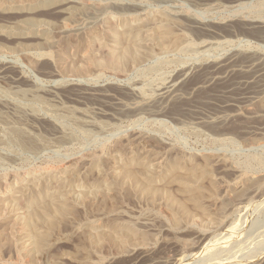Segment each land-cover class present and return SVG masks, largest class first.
<instances>
[{
    "label": "rangeland",
    "instance_id": "374dc122",
    "mask_svg": "<svg viewBox=\"0 0 264 264\" xmlns=\"http://www.w3.org/2000/svg\"><path fill=\"white\" fill-rule=\"evenodd\" d=\"M60 1L85 12L59 26ZM158 15L171 19L179 45L125 57L129 28ZM26 16L41 25L24 27ZM92 30L100 39L90 40ZM110 56L119 65H107ZM0 102V264H264V0H0ZM207 155L205 212L166 167L185 158L204 165ZM131 156L162 160L153 168L161 195L151 200L141 183L126 181L117 202L81 197L102 178L112 182ZM63 181L73 187L76 212L36 251L23 222L47 200L40 190L57 191ZM168 199L187 209L179 223ZM109 215L146 235L126 248L104 241L95 250L89 226L101 227Z\"/></svg>",
    "mask_w": 264,
    "mask_h": 264
},
{
    "label": "bare ground",
    "instance_id": "6f19581e",
    "mask_svg": "<svg viewBox=\"0 0 264 264\" xmlns=\"http://www.w3.org/2000/svg\"><path fill=\"white\" fill-rule=\"evenodd\" d=\"M72 1H68V2H64V1H60L59 3V5H58V7H57V9H56V11H58V12H61L62 13V15H65L64 17H63V19H62V21H61V23H60V25L59 26H62V27H67V25L69 26V24L71 23V22H73L72 20L74 19V20H76V18L74 17V16H76L77 17V14H79V13H82V12H85L84 10L82 11L81 9H79L78 8V6H77V3H71ZM84 7V6H83ZM88 7H90V6H88ZM82 8V7H81ZM100 8V7H99ZM102 9H103V6L101 7ZM96 9V8H95ZM98 9V8H97ZM86 10V9H85ZM89 10V9H88ZM87 10V11H88ZM103 10H105V9H103ZM103 10L101 11V9H100V13L101 12H103ZM98 14V13H97ZM74 17L72 20H70V18L71 17ZM135 18V17H134ZM138 19V18H137ZM140 20V19H139ZM142 21H143V19H142ZM145 21V20H144ZM146 22V21H145ZM21 23L24 25V27H26V28H28V29H30V28H32V27H35V26H38V25H41V23H42V19L41 18H38V17H36V16H26V18L25 19H23V20H21ZM141 24V23H140ZM172 24V21H171V19H169L168 17H166L165 15H163V16H160V15H158V17H156V18H154V19H152L151 21H149V22H146V24L143 26V24H141V25H137V26H135V27H130L129 28V30H128V32H131V34H132V37H130V38H128V41L129 42H127V43H129L130 45L127 47V49L125 50V52H124V56L125 57H130V58H138V57H140L141 55L142 56H144V55H147V54H149L150 53V46L149 45H152V46H156V47H159V48H162V49H167V48H170V47H173V46H176V45H179V43L181 42V40L183 39V37H181V36H178V35H176L175 36V33H173L174 31V29L172 28V26L173 25H171ZM148 25H151L150 26V28H147V26ZM127 27H129V26H127ZM33 29V28H32ZM101 29V28H100ZM104 29V28H103ZM173 29V30H172ZM97 31V30H96ZM91 32V31H90ZM105 32H107L108 33V35H110V36H114V30H113V28H108L107 29V31H105ZM104 32V33H105ZM133 32L135 33V34H133ZM140 32L141 33H143V38H142V40H143V42H144V45H145V49H143V51L141 50V46H139V40L138 39H136V37H137V35H139L140 34ZM99 33V31L98 32H95L94 30H92V32L90 33V40L91 41H94V40H96L97 38H99L100 37V34H98ZM123 33V32H122ZM127 34V33H126ZM128 34H130V33H128ZM130 34V35H131ZM128 37V36H127ZM44 38H45V42L46 43H48V44H50L49 43V38L47 37V36H45L44 35ZM100 39V38H99ZM107 40V39H106ZM100 42V41H99ZM89 43V42H88ZM87 47V46H86ZM153 49V48H152ZM159 50V49H158ZM151 56V55H150ZM106 64L107 65H112V66H115V65H119V62L117 61V58H115V57H112V56H110V58H108L107 59V62H106ZM259 73V70H256V71H254L253 72V74H252V76L251 77H255L257 74ZM250 81H245L244 83L245 84H247V83H249ZM170 87H171V85L170 86H168L167 87V89L165 90V91H163L162 92V94H164V93H166L167 92V90H169L170 89ZM246 94V93H245ZM243 95L242 96V98H247V95ZM37 98V97H36ZM34 101V100H33ZM0 104L1 105H3V106H6L4 103H2V102H0ZM19 138H22L21 137V135H20V137ZM25 139H26V137H25ZM139 139V138H138ZM28 140V139H27ZM129 140H131V139H129ZM152 140V139H151ZM17 141H19V140H17ZM21 141V140H20ZM24 141V140H23ZM146 141V140H145ZM153 141V140H152ZM22 142V141H21ZM25 142H28V141H26L25 140ZM25 142H24V144H25ZM155 142V144H156V141H154ZM30 143V142H29ZM32 143V142H31ZM126 143V142H125ZM150 143H151V141H150ZM118 143H116V145H117ZM120 144V143H119ZM160 144V143H159ZM27 145H28V143H27ZM124 145V144H123ZM128 145V144H127ZM126 146V145H125ZM130 146V145H129ZM148 146V145H147ZM158 146V145H157ZM156 146V147H157ZM29 147H31V146H29ZM115 148V147H114ZM123 148V146L120 144L118 147H116V149H118V150H121ZM115 149V150H116ZM125 149H127V147L125 148ZM113 151V150H112ZM154 152V151H153ZM132 153V152H131ZM158 154V153H157ZM118 154L116 153L115 155H113V156H111V161H113V162H115V160H117L119 157L117 156ZM124 155H126V154H124ZM148 156H150V153H149V155ZM153 156V155H152ZM110 158V157H109ZM125 158V157H124ZM123 158V159H124ZM205 158H206V160H205V163H204V165L202 164V165H199L198 163H192V161L190 162V160L188 161V159L189 158H185V159H174V160H172L170 163H168L167 164V167L166 168H168L167 170H173V179H176V180H178L177 182H178V185H179V188H180V190L182 191V193H183V195H185V197H187L193 204H195V206H197V208H199L201 211H207V210H205L204 209V205H203V203H202V201H203V198H204V193H205V188H203V187H201V180H202V177H208L209 178V176H210V172H211V170H210V165H209V163L211 162V157L210 156H205ZM95 159V160H94ZM94 159H92V160H94V162L97 160V159H99V158H95L94 157ZM187 159V160H186ZM110 160H108V162H109ZM161 161L162 160H156V159H152L151 158V160H148V162H146V161H142L141 159H139L138 157H129L128 159H126L125 160V163L122 165V167H121V171H120V173L121 174H119L117 171H118V169L117 168H112L113 170H114V172L113 173H118L119 174V176L120 177H118L117 178V176H118V174H116L115 176L116 177H112L111 175H110V173H108L109 174V176L110 177H112L113 178V180H112V182L110 181V179H109V181L110 182H107L106 181V179H104V178H102L101 179V182L99 181L97 184H94V186H93V190H92V192H91V189H84L83 188V191H82V195H81V197H83V199L85 200V198L88 196V194L90 195V197H94L95 195V197H97V195H99V197L101 198V203H100V205H104L103 203L107 200V199H110V201H113V202H117L118 201V199L120 198V196H122V191H123V188H125L126 189V187H125V185H124V183L126 182V181H128V182H126V184L128 183L129 184V182H130V185H132V187H135L136 186V184L137 183H141L142 185H143V183H146L144 186H142L141 185V187H139V189L140 188H142L141 189V192L143 191L146 195H147V197H149V198H151V200L153 199V198H156L158 195H161V191H159V189H161V188H159L158 190H157V188H155V183H154V179H156L155 178V175H156V172L153 170V168H154V166L155 165H162V163H161ZM97 162V161H96ZM100 162H101V160H100ZM100 162H98V165H97V163L95 164L96 166H99L100 167V165H99V163ZM112 163V162H111ZM163 163H164V161H163ZM95 165H93L92 167L94 168V166ZM159 165V166H160ZM103 166V165H102ZM153 166V167H152ZM73 167V166H72ZM116 167V166H115ZM74 168V167H73ZM123 168V169H122ZM55 169V168H54ZM67 169H69V168H67ZM87 169H89V168H87ZM75 170V169H74ZM101 169L99 168V171H100ZM103 171H105V170H103ZM102 171V172H103ZM106 172V171H105ZM165 173V172H164ZM72 174H73V171H72ZM57 177V176H56ZM105 177H106V174H105ZM52 178V177H51ZM88 178V177H87ZM58 179V178H57ZM60 180V179H59ZM175 180V181H176ZM211 180V179H210ZM66 181V180H65ZM173 181V180H172ZM247 181V180H246ZM170 182V181H169ZM203 182V181H202ZM214 182V181H213ZM248 182V181H247ZM246 182V183H247ZM57 183V182H56ZM154 183V184H153ZM215 183V182H214ZM255 183H257V180L255 181ZM254 183V184H255ZM59 184V183H58ZM251 184V183H250ZM249 183H248V185H250ZM8 185V184H7ZM60 186H61V188L62 189H57V191H51L50 190V188H49V190H48V186L47 187H44L43 188V190L41 191L40 190V192L37 194V195H40V193H41V195H44V194H46V193H48L49 192V195H47L48 196V198H47V200L46 201H41V202H43V203H37V206H36V208H35V210L32 212V213H30L29 214V216H28V218H27V220H26V222H23L22 224L24 225H22L24 228L27 226L28 228H29V230H31V232L33 233V237H34V249L36 250V251H39V252H41V250L44 248V246L46 245V243L48 244V239H50L49 238V236L51 235L52 236V234L51 233H53L52 231H53V229L54 230H58L59 229V227L61 226V229H62V225H64V224H62L61 223V221L63 220V219H67L68 218V216L70 215L71 217H72V215L76 212L75 211V204H76V202H75V199H72L73 197H72V193H73V191L70 189V188H68L67 186L65 187V184H64V181L63 182H60V184H59ZM58 185V186H59ZM67 185V184H66ZM138 185V184H137ZM214 184L213 183H211V186L210 187H212ZM243 185V184H242ZM248 185H247V188H248ZM252 185V184H251ZM50 186V185H49ZM92 186V185H91ZM129 186V185H128ZM139 186H140V184H139ZM170 186V185H169ZM203 186V185H202ZM254 186H256V185H254ZM65 187V188H64ZM138 187V186H137ZM209 187V188H210ZM243 187V186H242ZM250 187V186H249ZM252 187V186H251ZM57 188H60V187H57ZM86 188V187H85ZM246 188V187H245ZM244 188V189H245ZM256 188V187H255ZM254 188V189H255ZM1 189V188H0ZM128 189H130V187H128ZM127 189V190H128ZM133 189V188H132ZM212 189V188H211ZM210 189V190H211ZM215 188H213V190H214ZM242 189V188H241ZM243 189V190H244ZM134 190H135V188H134ZM168 190V189H167ZM209 190V189H208ZM246 190V189H245ZM244 190V191H245ZM93 191L95 192H100L101 193V195L100 194H96V193H94L93 194ZM241 191V190H240ZM79 192V191H78ZM90 192L92 193V196H91V194H90ZM139 192H140V190H139ZM142 192V193H143ZM166 192V191H165ZM165 192H162L163 194H165ZM124 193V192H123ZM127 193V192H126ZM136 193V192H135ZM141 193V194H142ZM143 193V194H144ZM75 194V193H74ZM125 194V193H124ZM130 194H131V191H130ZM169 194V193H168ZM235 194V193H234ZM238 194H240V193H238ZM7 195V194H6ZM94 195V196H93ZM167 195V194H166ZM165 195V196H166ZM46 195L44 196L45 198L47 197ZM174 196V195H173ZM85 197V198H84ZM169 196L167 195V198H168ZM178 197V196H177ZM208 197V196H207ZM213 197V196H212ZM224 197H225V195H224ZM233 197V196H232ZM236 197V196H235ZM9 198V197H8ZM88 198V197H87ZM99 198V199H100ZM172 197H170V199H171ZM229 198V197H228ZM231 198V197H230ZM229 198V199H230ZM32 199V198H31ZM76 199H78V198H76ZM97 199H98V197H97ZM121 199V198H120ZM170 199H168V200H170ZM174 199V198H173ZM176 199V198H175ZM174 199V200H175ZM26 200V199H25ZM41 200V199H40ZM95 200V199H94ZM149 200V199H148ZM150 200V201H151ZM157 200V199H156ZM183 200V199H182ZM228 200V199H227ZM79 201V200H78ZM129 201V200H128ZM6 202V201H5ZM10 202V201H9ZM24 202H26V201H24ZM91 202V201H90ZM94 202V201H93ZM144 202V201H143ZM166 202L168 203L169 201H167L166 200ZM204 202H205V200H204ZM224 202V201H223ZM8 203V202H7ZM16 203V202H15ZM20 203V202H19ZM106 203V202H105ZM120 203V202H119ZM118 203V204H119ZM128 203V202H127ZM148 203V202H147ZM176 203H178V202H175V201H173V200H170V202L168 203V204H166V206H168L169 208H172V213H170L171 214V218H172V220H173V222L175 223V222H177V223H179L178 221H180L181 220V215L183 216V214H185L186 213V211L185 210H187V209H185V205H184V203L183 204H181V202H180V204H179V206L176 208V207H174V205H176ZM187 203V202H186ZM78 204V203H77ZM126 204V203H125ZM177 204V205H178ZM2 205V204H1ZM121 205V204H120ZM160 205H161V203H160ZM165 205V204H164ZM223 205V204H222ZM13 206V205H12ZM83 206V205H82ZM105 206H106V204H105ZM111 206H112V204H111ZM171 206V207H170ZM187 206V205H186ZM1 207V206H0ZM3 207V206H2ZM1 207V208H2ZM35 207V206H34ZM103 207V206H102ZM167 207V208H168ZM175 209H174V208ZM15 208V207H14ZM25 208V207H24ZM23 208V209H24ZM78 208V207H77ZM76 208V209H77ZM98 208V207H97ZM101 208V207H100ZM113 208V207H112ZM111 208V209H112ZM8 209V208H7ZM84 209V208H83ZM108 209H110V208H108ZM114 209L115 208H113V211H114ZM126 209V208H125ZM163 209V208H162ZM1 210V209H0ZM3 210V209H2ZM20 210V209H19ZM80 210V209H79ZM94 210V209H93ZM105 210V209H104ZM4 211V210H3ZM3 211H1V212H3ZM15 211V210H14ZM110 211V210H109ZM154 211H155V209H154ZM164 211H166V210H164ZM168 211V210H167ZM166 211V212H167ZM209 211V210H208ZM211 211V210H210ZM26 212V211H25ZM93 212V211H92ZM115 212V211H114ZM144 212V211H143ZM158 212V211H157ZM77 213H79V212H77ZM115 213H118V211L117 212H115ZM6 214V213H5ZM20 214V213H19ZM103 215L105 214V215H107L108 213L106 212V213H102ZM145 214V213H144ZM187 214H189V213H187ZM77 215V214H76ZM110 215H111V213H110ZM109 215V216H110ZM206 215V214H205ZM209 215V214H208ZM7 216V215H6ZM97 216V215H96ZM100 216V215H99ZM108 216V217H109ZM186 216V215H185ZM188 216V215H187ZM193 216V215H192ZM213 216V215H212ZM27 217V216H26ZM74 217H75V215H74ZM106 217V216H105ZM104 216H103V219L105 218ZM144 217V216H143ZM84 218H86V217H84ZM122 217L120 216H117V217H109V218H105L106 219V222L103 224V225H101V227L99 226H95L94 225V223H91V226H89V228H90V230H88V232H87V237L89 238L88 240H89V242H93L94 243V247H95V244H97V243H100V242H104V241H106V243L108 242V243H110L111 245H115L116 247H119L118 249H120V248H126V246H127V244L128 243H130L131 241L133 242V240H134V243L135 242H137V241H135V239L134 238H137L136 236L138 235H143V234H145V232L143 233V232H141L139 229H137V227H136V225H134L133 223H131V222H129V220L128 221H126V220H122L121 219ZM128 218V217H127ZM185 218H187V217H185ZM5 219V218H4ZM25 219V218H24ZM124 219V218H123ZM136 219V218H135ZM12 220V219H11ZM19 220V219H18ZM22 220V219H21ZM97 220V219H96ZM134 220V219H133ZM138 220V219H137ZM191 220H192V218H191ZM23 221V220H22ZM72 221V220H71ZM70 221V222H71ZM76 221V220H75ZM183 221V220H182ZM5 222V221H4ZM13 222V221H12ZM15 222V221H14ZM17 222V221H16ZM19 222V221H18ZM64 222V221H63ZM66 222H68V221H66ZM66 222H64V223H66ZM92 222H94V221H92ZM102 222V221H101ZM20 223V222H19ZM58 223H61L60 224V226L58 227ZM8 224H9V221H8ZM14 224V223H13ZM12 224V225H13ZM16 224V223H15ZM67 224V223H66ZM65 224V225H66ZM77 224V223H76ZM93 224V225H92ZM181 224H183V223H181ZM98 225V224H97ZM100 225V224H99ZM13 226H15V225H13ZM40 226H43L44 227V229L42 228V227H40ZM78 226V225H77ZM64 227V226H63ZM83 227V226H82ZM141 227V226H140ZM10 228H12V227H10ZM39 228H41V229H39ZM55 228H57V229H55ZM85 228V227H84ZM87 228V227H86ZM6 229V228H5ZM43 229V230H42ZM3 230V229H2ZM15 230V229H14ZM23 230V229H22ZM60 230V229H59ZM83 230V229H82ZM27 231V230H26ZM144 231V230H143ZM7 232V231H6ZM5 231H4V233H6ZM14 232V231H13ZM29 233H30V231H28ZM56 232V231H55ZM77 232V231H76ZM24 233V232H23ZM26 233V232H25ZM24 233V234H25ZM15 234V233H14ZM83 234V233H82ZM8 235V234H7ZM54 235V234H53ZM79 235V234H78ZM146 235V234H145ZM21 236V235H20ZM19 236V237H20ZM59 236V235H58ZM86 236V235H85ZM144 236V235H143ZM142 236V238L140 239L141 241H142V239L144 238ZM6 237H8V236H6ZM5 237V238H6ZM11 237H12V235H11ZM22 238V237H21ZM26 238V237H25ZM32 238V237H31ZM30 238V239H31ZM55 238H57V237H55ZM147 238V237H146ZM145 238V240H147ZM18 239H20V238H18ZM6 240H8L7 238H6ZM10 240H11V238H10ZM22 240V239H21ZM33 240V239H32ZM51 240V239H50ZM137 240H139V239H137ZM144 240V239H143ZM144 240V241H145ZM23 241H24V239H23ZM31 241V240H30ZM29 241V242H30ZM146 242V241H145ZM20 243V242H19ZM27 243H28V241H27ZM82 243V242H81ZM93 243L91 244V246L93 245ZM144 243V242H143ZM15 244V243H14ZM18 244V243H17ZM83 244H84V242H83ZM105 244V243H104ZM133 244V243H132ZM131 244V245H132ZM139 244V243H138ZM11 245H13V244H11ZM51 245V244H50ZM89 246H90V244H88ZM130 245V244H129ZM23 246V245H22ZM29 246V245H28ZM86 246V245H85ZM24 247V246H23ZM84 247V246H83ZM93 247V248H94ZM96 247H97V245H96ZM96 247H95V250H96ZM115 247V248H116ZM15 248H16V246H15ZM18 248V247H17ZM17 248H16V250H17ZM20 248V247H19ZM25 248V247H24ZM21 249L23 250V248L21 247ZM20 249V250H21ZM46 249V248H45ZM81 249H83V248H81ZM103 249V248H102ZM15 250V251H16ZM100 250V249H99ZM115 251H116V249H115ZM17 252H18V250H17ZM21 252V251H20ZM24 252V251H23ZM22 252V253H23ZM26 252V251H25ZM3 253V252H2ZM9 253V252H8ZM21 253V254H22ZM28 253V252H27ZM92 253V252H91ZM24 254V253H23ZM26 254V253H25ZM1 255V254H0ZM30 255V254H29ZM33 255V254H32ZM20 256V258L22 257L21 255H19ZM24 256V255H23ZM31 256V255H30ZM89 256V255H88ZM92 256V255H91ZM13 257V256H12ZM29 257V256H28ZM33 257V256H32ZM19 258V257H18ZM30 258V257H29ZM15 259H16V257H15ZM23 259V258H22ZM33 259V258H32ZM16 260H18V259H16ZM16 260H14V261H16ZM13 261V262H14ZM26 261H28V259H26ZM33 261V260H32ZM8 263V262H7ZM18 263V262H17ZM24 263V262H23ZM162 263V262H161ZM160 263V264H161ZM165 264V263H164Z\"/></svg>",
    "mask_w": 264,
    "mask_h": 264
}]
</instances>
